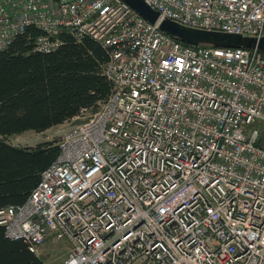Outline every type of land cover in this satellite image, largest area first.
Segmentation results:
<instances>
[{
    "label": "built area",
    "instance_id": "built-area-1",
    "mask_svg": "<svg viewBox=\"0 0 264 264\" xmlns=\"http://www.w3.org/2000/svg\"><path fill=\"white\" fill-rule=\"evenodd\" d=\"M191 27L264 36V0H144ZM123 0H0V51L35 27L106 51L108 96L81 107L5 236L63 264H264V51L184 44Z\"/></svg>",
    "mask_w": 264,
    "mask_h": 264
},
{
    "label": "trees",
    "instance_id": "trees-1",
    "mask_svg": "<svg viewBox=\"0 0 264 264\" xmlns=\"http://www.w3.org/2000/svg\"><path fill=\"white\" fill-rule=\"evenodd\" d=\"M40 33L28 27L0 51V207L19 204L55 159L58 146H14L4 137L27 130L44 131L73 117L81 107L95 109L110 92L102 73L108 56L89 36L76 41L61 33L54 51L33 50ZM0 264H42L21 239L5 236L0 226Z\"/></svg>",
    "mask_w": 264,
    "mask_h": 264
},
{
    "label": "water",
    "instance_id": "water-1",
    "mask_svg": "<svg viewBox=\"0 0 264 264\" xmlns=\"http://www.w3.org/2000/svg\"><path fill=\"white\" fill-rule=\"evenodd\" d=\"M145 20L154 23L159 20V13L144 0H123ZM159 29L168 36L189 45L212 47H241L264 51V36L210 30L191 27L169 18H161Z\"/></svg>",
    "mask_w": 264,
    "mask_h": 264
},
{
    "label": "rangeland",
    "instance_id": "rangeland-1",
    "mask_svg": "<svg viewBox=\"0 0 264 264\" xmlns=\"http://www.w3.org/2000/svg\"><path fill=\"white\" fill-rule=\"evenodd\" d=\"M69 121L54 125L44 131L27 130L4 137V140L14 146H36L44 141L57 143L63 131L68 128ZM70 243L67 239L46 240L37 254L42 264H63Z\"/></svg>",
    "mask_w": 264,
    "mask_h": 264
},
{
    "label": "bare ground",
    "instance_id": "bare-ground-1",
    "mask_svg": "<svg viewBox=\"0 0 264 264\" xmlns=\"http://www.w3.org/2000/svg\"><path fill=\"white\" fill-rule=\"evenodd\" d=\"M72 35V34H71ZM16 37V36H15ZM39 52V51H38ZM44 53H47V52H44ZM103 66H104V64H103ZM103 66H102V73L104 74V71H103ZM69 120V119H68ZM59 152V151H58Z\"/></svg>",
    "mask_w": 264,
    "mask_h": 264
}]
</instances>
